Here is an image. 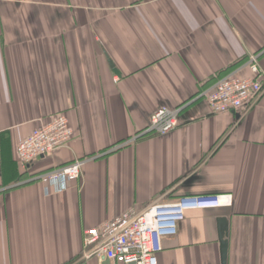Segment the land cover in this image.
Segmentation results:
<instances>
[{
  "label": "crops",
  "instance_id": "crops-1",
  "mask_svg": "<svg viewBox=\"0 0 264 264\" xmlns=\"http://www.w3.org/2000/svg\"><path fill=\"white\" fill-rule=\"evenodd\" d=\"M252 54L264 71V0H0V264H113L81 259L86 231L197 195L232 204L187 212L157 264H221L219 218L226 264H264V93L226 114L204 96ZM161 106L178 126L140 134ZM56 115L72 139L25 174L18 142ZM77 159L60 193L28 177Z\"/></svg>",
  "mask_w": 264,
  "mask_h": 264
},
{
  "label": "built area",
  "instance_id": "built-area-1",
  "mask_svg": "<svg viewBox=\"0 0 264 264\" xmlns=\"http://www.w3.org/2000/svg\"><path fill=\"white\" fill-rule=\"evenodd\" d=\"M259 55L252 54L236 70L217 80L204 93L213 114L240 113L252 108L264 93V71L259 65ZM248 69L250 76H242ZM180 107L161 106L149 117L148 126L140 134L164 136L179 123ZM73 130L64 115L51 116L46 123L32 130L16 146V159L25 171L34 161L51 155L66 146ZM85 160L41 173L32 180L44 186V194L60 193L68 183L77 180ZM232 204L228 195L183 196L173 202H154L137 212L128 210L100 228L88 230L83 236L82 260L91 256H104L113 264H157L162 241L177 234V226L191 211L214 210ZM76 264H82L78 262Z\"/></svg>",
  "mask_w": 264,
  "mask_h": 264
},
{
  "label": "water",
  "instance_id": "water-1",
  "mask_svg": "<svg viewBox=\"0 0 264 264\" xmlns=\"http://www.w3.org/2000/svg\"><path fill=\"white\" fill-rule=\"evenodd\" d=\"M108 60V64L110 69L117 73V70L115 69L113 63ZM218 229H219V242H220V260L221 264H226L227 260V220L225 218H219L218 219Z\"/></svg>",
  "mask_w": 264,
  "mask_h": 264
},
{
  "label": "trees",
  "instance_id": "trees-1",
  "mask_svg": "<svg viewBox=\"0 0 264 264\" xmlns=\"http://www.w3.org/2000/svg\"><path fill=\"white\" fill-rule=\"evenodd\" d=\"M234 69V68H233ZM229 72H231V69L230 70H228V71H226L224 74H222L217 80H219L221 77H223V76H225L226 74H228ZM144 131V130H143ZM38 160V159H37ZM16 162H17V160H16ZM72 163V162H71ZM29 171V168H27L24 172H25V174H27V172ZM39 174H41V173H39ZM39 174H36V175H28V177H35V176H37V175H39Z\"/></svg>",
  "mask_w": 264,
  "mask_h": 264
}]
</instances>
